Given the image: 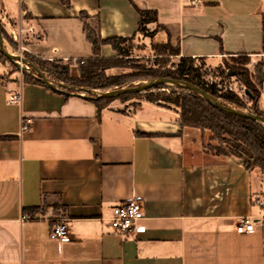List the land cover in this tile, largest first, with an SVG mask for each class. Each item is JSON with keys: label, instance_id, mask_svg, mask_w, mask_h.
<instances>
[{"label": "crops", "instance_id": "crops-1", "mask_svg": "<svg viewBox=\"0 0 264 264\" xmlns=\"http://www.w3.org/2000/svg\"><path fill=\"white\" fill-rule=\"evenodd\" d=\"M133 5L157 13L143 37L178 46L180 57L264 63V0H0V26L12 40L19 27L31 29L23 47L36 59L82 61L94 54L80 14L101 39L130 38L138 36ZM99 56L116 53L103 45ZM16 92L20 105L8 102ZM258 105L264 111V84ZM122 106L98 110L0 65V264H264L260 225L235 231L240 217L264 218V173L204 148L202 130L175 111ZM22 116L32 124L20 133ZM134 194L145 231L112 233L109 210ZM57 217L67 221V243L49 239Z\"/></svg>", "mask_w": 264, "mask_h": 264}, {"label": "trees", "instance_id": "trees-1", "mask_svg": "<svg viewBox=\"0 0 264 264\" xmlns=\"http://www.w3.org/2000/svg\"><path fill=\"white\" fill-rule=\"evenodd\" d=\"M61 1L68 5V0ZM134 8L139 16L136 34L138 33L146 37L151 36L153 33L149 34L147 26L150 24H157V13L151 10H140L135 6ZM80 18L84 21V33L86 39L92 45L94 56L88 60L65 61L68 66L72 67V73L69 72L68 68L62 67L60 65L62 64V61L54 60L52 63H50V61L36 59L28 53L23 54L28 60L32 61L31 63L34 62L38 63L37 65H39L40 62H43L38 66V69L48 80L52 82L58 81L68 84L72 87L90 88L91 90L102 89V93L126 87L128 82H131L133 78L131 75H116L106 77L103 71L111 68L113 63H115L119 57L129 56L128 51L124 50L121 45L130 40L135 35L130 38L113 37L109 39H101L96 30L87 23L88 17L81 13ZM261 31L262 50L264 52V17L262 19ZM1 34L3 39H6L11 44V46H13L14 51H17L18 43L9 37H5L2 29ZM103 45L110 46L111 49L116 53L117 59L101 58L99 56V51L100 47ZM162 47L169 50L171 55H179L178 46L172 47L170 44H164ZM10 63L14 65L12 62ZM255 74L258 76V86L254 89L249 88L251 96H248V102L250 103L251 113L264 119V111H262L258 105L260 91L264 84V63H260L256 67ZM234 76L243 80L246 78V75L243 72H236ZM201 77L202 76L198 73V70L193 68L191 58L180 57L175 69L169 74H158L152 72L143 78H145V80L167 78L189 83L197 86L210 96L220 100L225 106L232 107L238 111L245 109V103H243L238 95L230 91L219 93L221 91L217 89L215 85H207L206 83H202ZM22 81L24 83H34L45 86L37 81L32 75L23 74ZM161 89H167L168 93L161 91ZM58 92L65 95L84 93H79L65 87L61 88ZM138 94L140 93L121 95L112 99H94L92 101L98 110H101L112 100L125 101L130 97L137 96ZM144 94L145 102L169 109L170 106H174V110L179 115V120L182 125L197 126L203 130H208L212 132V134L216 136L218 140L222 142H228L233 145L235 150L229 152V154L242 159L246 169L257 167L262 173H264V125L254 122L250 119H245L230 113L223 112L206 103L199 95L179 87H156L152 90L144 92ZM87 96L94 97L91 94H87ZM216 153L218 155L224 154L221 149H217Z\"/></svg>", "mask_w": 264, "mask_h": 264}, {"label": "rangeland", "instance_id": "rangeland-1", "mask_svg": "<svg viewBox=\"0 0 264 264\" xmlns=\"http://www.w3.org/2000/svg\"><path fill=\"white\" fill-rule=\"evenodd\" d=\"M2 29V28H1ZM0 29V30H1ZM151 32H149L150 34ZM5 37H8L4 33ZM3 38V36H2ZM4 40V49L5 51L10 55L15 56H21L28 62H32L27 59V57L20 52V46L18 40H15L18 43V49L17 51H14L13 46L6 40ZM24 44V39L21 42ZM121 47L128 51L129 56L128 57H119L117 59V56L115 57L117 60L115 63H113L112 67L104 70L103 73L106 77L116 76V75H131L133 78L131 82H128V85L126 87H135L139 84L145 83L150 81L145 80L146 75L154 72L158 74H169L172 72L179 59L180 56L171 55L170 51L167 49H164L162 45H155L150 43L148 40H146L143 35L138 34V36L132 37L130 40L126 41L121 45ZM112 58V59H115ZM253 58L249 56H232V57H225L222 59L221 63L218 65H212L206 63L203 59H192L193 68L198 70V73L202 76L201 80L202 83H206L207 85H221V92L223 93L228 90H225V87H229L230 85L233 86L236 93H239L238 97L245 103L246 106L245 109H242L241 111L244 113H251L250 111V103L248 102V96L245 94L246 91H249V88L254 89L258 86V79L257 74H255L256 67L263 63L262 60H252ZM43 62H40V64ZM52 63V61H50ZM60 64L62 67L68 68L69 72L72 73V67L68 66L66 62H61ZM22 67V72L20 71V68L14 66L11 64L6 58H4L0 54V65L3 66V69L5 70V75H11L14 74L17 77H20L22 79L23 74L24 75H31L32 72L35 74L31 67H29L26 63H19ZM34 67L38 69L37 65L38 63H31ZM48 66V65H47ZM46 66V67H47ZM236 72H243L246 75V78L241 79L237 78L235 75ZM153 80V79H152ZM248 82V83H247ZM54 83H60L63 84L71 90H74L76 92H84L81 93L83 95L91 94L92 96L96 97L98 94L102 93V89L97 90H91L90 88H78V87H72L68 84L54 81ZM163 87V86H161ZM166 87H173V86H166ZM64 88V87H62ZM125 88V87H124ZM161 91H165L168 93L167 89H161ZM145 94L144 92L138 94L135 97H130L127 100H112L111 102H115L117 104L123 105L122 109L127 110H133L135 109L140 102L144 101ZM220 101V100H219ZM108 103V104H109ZM220 103H222L220 101ZM169 109V108H167ZM174 106H170L169 110L175 111ZM179 111V110H177ZM201 129V128H200ZM202 130V133L205 135L203 140V147L206 149H221L222 152L227 153L234 151L233 145H231L228 142H222L216 138L212 134V132L207 130ZM61 219L60 217H57L54 220Z\"/></svg>", "mask_w": 264, "mask_h": 264}, {"label": "built area", "instance_id": "built-area-1", "mask_svg": "<svg viewBox=\"0 0 264 264\" xmlns=\"http://www.w3.org/2000/svg\"><path fill=\"white\" fill-rule=\"evenodd\" d=\"M32 32L31 29L23 30L18 28L17 34L14 36V40H18L20 46V52L27 53L26 49L21 43L24 38V33ZM22 67L20 71L22 72ZM217 89L221 90V85H216ZM225 90L236 93L233 86L225 87ZM240 96V95H239ZM22 101L21 92L11 93L8 95V102L13 105H20ZM32 124V120L28 117L22 116L20 118V133L27 131ZM109 227L112 233L120 235L122 237H130L134 234H140L145 231V226L142 221L143 215V200L138 195H131L128 199L115 205L109 210ZM28 219L26 214H23L20 221L23 222ZM256 224H259L264 231V218L255 222L251 217H240L236 222L235 231L238 234L250 233L255 230ZM49 239L52 241H58L60 243H67L71 240L67 221L64 218L54 220L49 230Z\"/></svg>", "mask_w": 264, "mask_h": 264}, {"label": "water", "instance_id": "water-1", "mask_svg": "<svg viewBox=\"0 0 264 264\" xmlns=\"http://www.w3.org/2000/svg\"><path fill=\"white\" fill-rule=\"evenodd\" d=\"M0 53L8 61L14 63L16 65V67H18L20 69H21V66L19 63L20 62L26 63L29 67H31L32 71L35 73V74H33L31 72L30 74L37 81H39L40 83H42L43 85H45L49 89L60 91V89L62 87H67L63 84L54 83V82L48 80L39 69L34 67L30 62L26 61L21 56H15V55L8 54L4 49V40L2 38L1 30H0ZM161 86H175V87H179V88L191 91V92L199 95L206 103L210 104L211 106H213V107H215V108H217L223 112L230 113V114H233L235 116H239V117H242L245 119H250L254 122H257V123L264 125V119L258 115H255L253 113H244V112L238 111L232 107L225 106L224 104L220 103V101L218 99L210 96L209 94H207L206 92H204L203 90H201L200 88H198L195 85L185 83L182 81H178V80L167 79V78H156V79L150 80L148 82L139 84L135 87H125V88L114 89V90H111V91H108L105 93H100L96 97H89V96H86L83 94H70V95L80 96V97L88 99V100L104 99V98H111L112 99V98H117L121 95L146 92V91H149V90H152L156 87H161ZM245 94L249 97L251 96L248 91H246Z\"/></svg>", "mask_w": 264, "mask_h": 264}]
</instances>
